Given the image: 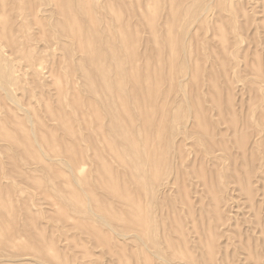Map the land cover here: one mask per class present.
Returning a JSON list of instances; mask_svg holds the SVG:
<instances>
[{"label":"rangeland","instance_id":"obj_1","mask_svg":"<svg viewBox=\"0 0 264 264\" xmlns=\"http://www.w3.org/2000/svg\"><path fill=\"white\" fill-rule=\"evenodd\" d=\"M63 1L65 2V0H6L4 10L0 13V19L3 16L2 21L5 25L0 28V264H264V0H221L222 3L220 0H207L208 2L198 0V3L186 0V6L183 0L177 1V4L182 1L184 4L182 9H185H180L181 6L178 5L179 9L189 13L190 20L195 19V14H201L199 11L202 7L200 9L199 6L200 10L196 9L200 2L201 6L212 2L214 10L212 8L206 15L207 19L205 15L202 17L207 20L203 19V27L200 21L199 25L194 26L195 21H189L187 17H184L187 14H184L182 18L185 22L187 19L189 22L186 23H191L193 26V31L189 30L193 32L194 37H191L192 34L186 29V26L191 28V25L182 23L184 20L180 18L181 16L179 20L178 18L172 20L175 22L177 20L176 24L170 22L175 26L172 27L174 31L172 30L171 34L177 33L176 30L179 33L181 29V34L185 31L191 34L186 36V33L184 35L177 33L181 35L179 37L174 34L177 40L179 39L180 45L184 41L187 43L188 38L191 43L193 42L192 44L188 42L189 45L191 44L190 47L192 45L194 47L192 51L194 53L188 65L186 62L182 65L184 63L182 58L174 56L173 69L176 76L174 75L170 82L167 78L169 70L164 71L167 69H164L166 65L158 64L149 58L145 59L148 61L146 63L145 55L141 57V60L139 53L143 52L142 54L149 56L148 51L151 47L152 52L158 48L163 54L169 50L163 47L162 41L157 46L153 35L148 37L153 33L149 32L151 26L146 22L151 24L152 21L148 17H151L153 8L157 7L156 1L159 4L161 2L160 5L158 4L160 7L156 8L157 15L159 12V15L155 17L157 38L160 41V37L168 35L169 28L165 31L167 28L164 27L170 24L164 22L165 12L167 13L168 5L174 0H168L169 2L165 0V3L164 0H127L128 2L122 0L126 7L121 0V2L95 0L97 4L92 0L94 7L98 6L94 9L98 11L96 16L101 21L98 29H104L106 22L114 28L119 27L121 23L122 28L126 29L125 25L128 22L130 37L133 35L137 37H132L131 40L129 38L127 40L129 42L125 45L123 41L121 42L119 33L115 37L119 40L115 41L116 39L110 38L107 32L106 34L98 32L99 36L96 32L98 40L101 41L103 38L104 42L101 44L103 47L100 46V50L104 51L106 58L104 63L107 62L106 65L110 69L104 78L100 74L97 75L100 65L98 61H95L97 54L94 55L95 59L91 58L95 52H91L92 47L85 44V47H88L86 50L80 42L64 34L67 32L64 31L67 27L64 29L62 25L67 19L62 17L71 13L73 15L84 1L69 0L71 10ZM175 2L174 5L177 7ZM80 9L76 14L79 19L76 18L79 23H83H81L82 29H87L92 26L89 15L87 11L83 12ZM194 10H198L199 13ZM65 11L68 13L65 14ZM114 11L120 13L119 22L113 18ZM104 12L110 19L102 15ZM174 12L177 14L176 8ZM191 13L195 15H192V18ZM179 15L177 14V17ZM130 17H132L131 20ZM102 18L105 19L103 20L105 24ZM197 25L198 29L201 26L200 30L197 29L199 33L195 30ZM124 31L122 36L126 34L128 38V31ZM100 36H102L101 39ZM196 42L203 45L198 48ZM110 47H113L112 52L121 54V63L108 55L111 52ZM195 48L198 49L197 53L201 51L200 55L196 53ZM133 53L139 59L136 58L137 56L134 59L131 55ZM169 53L168 51L164 54V60H167ZM175 55H178V50ZM136 59H138L136 62L139 67L135 66L137 79H130L127 77L131 70L128 64L130 61L135 64ZM115 62L120 63L123 80L127 77L121 86L128 90L132 89L133 94L127 102V108L130 107L128 109L132 110L131 113L138 112V105H140L138 109L146 108L151 102L148 99L149 102L144 104L147 102L144 100L148 97L149 86L153 87L155 83L145 84L142 80L144 72L151 74L155 71L152 69H158V67L164 69L162 78L160 77L163 79L160 84L163 81V85L161 84L159 88L165 91L167 84L170 90L167 89L168 95L167 91L165 94L160 90L163 96L159 92V97L154 102L157 101L161 106L165 103V109L169 108L167 111L170 114L167 112V118L173 119L178 130L176 131L174 124V127L172 126L173 122L171 123L172 120L169 118L171 120L170 128L167 127L170 133L169 138L171 139L172 134H176L175 137L172 135V140L167 143L175 141L180 144L177 145L182 150L179 152L176 150L178 146L175 142L171 145L173 149L169 144H164L169 139L165 137L169 135L168 130L165 129L166 134L163 133L164 139L162 137L160 142L162 151L164 149L162 155L166 153L171 158L176 156V160L178 158L181 163L177 160L178 166L176 160H173L174 157L172 160L175 163H168L172 160L167 159L170 156L165 155L168 166L163 167L164 171L162 168L163 173L161 171L158 180L150 177L151 170L146 165H141L142 163L140 165L143 167L135 165L142 160L137 159L136 154L130 158L133 154L129 152L127 155V148L121 146L123 144L118 143L114 137L118 132L116 124L112 122L115 117L113 115L119 113L121 108L124 112V108L118 103L117 109L113 104H109L113 97L111 98V95L110 98L109 95L105 97V92L102 93V98L100 94L103 91L100 87L103 80L116 79ZM125 66L128 69L125 70ZM186 67L190 71H186ZM140 68L142 71L145 68V71L141 73ZM179 70H185L184 73H187H182L188 76L184 77ZM164 74L166 79L163 77ZM109 75L111 78L108 77ZM88 77H92L90 81ZM181 78H183L182 88L177 83ZM182 89L183 92H181ZM92 91L98 92L93 95ZM161 96L160 100H163L160 102L158 98ZM91 98L96 99L91 100ZM94 101L95 104L92 105ZM86 103L93 108L96 107L94 109L98 110L97 113L92 110V107H86ZM99 103L103 106L101 107ZM158 103L153 105L160 108ZM83 107H86L88 111ZM99 107L102 110L106 108L104 110L107 111L105 114L108 117L102 113L104 110L100 111ZM90 110L94 111L99 119L98 115L101 114V125L98 119L96 121L99 122L95 121V116ZM83 111L87 114L90 112L93 120L90 119L91 122L88 123L92 126L86 123L90 115ZM196 111H202L201 114L198 113L202 116L199 117L201 120L197 119ZM187 112L192 114L189 115ZM123 115L126 121V114ZM135 115L138 114L134 116L131 114L135 122L132 121L128 125H131V130L127 128L128 123L123 121L127 123L124 125L131 131V135L136 132V129L137 134L138 128L142 131V123H139L141 118L138 120L139 116ZM178 120H180L179 123ZM193 120L196 122L194 123ZM197 122H199L198 125ZM182 126H185L189 132V135H183L185 140L182 134L177 135ZM2 131L6 132L3 138H1ZM144 132L142 131V137L145 135ZM102 133L104 135H100ZM103 136H106L108 141ZM180 136L181 139H179ZM174 138L176 140H173ZM107 142L111 144L108 145ZM113 143L120 146L115 148H121L122 152L121 149L113 148ZM107 145L111 146L110 152ZM112 152L126 154H120L117 157L122 160L125 156L124 164L122 161L118 162ZM177 152L179 155L176 154ZM180 152L182 156L184 155L183 157ZM164 164L165 162L162 165ZM170 166L171 168H168ZM142 173L143 177L140 175ZM140 201H142L141 204H139ZM137 204L142 205V208L136 207ZM136 214L148 215V217L150 214L153 220L150 229L149 227L147 229L148 235L144 234L146 238L141 235L143 240H139L136 236L142 228L140 224H136L138 222V219L134 218ZM115 217H117L116 220ZM122 232L125 234L123 235ZM41 249L42 254L39 252ZM157 251L158 254L162 253V256L164 254L169 261L164 256H158Z\"/></svg>","mask_w":264,"mask_h":264},{"label":"bare ground","instance_id":"obj_2","mask_svg":"<svg viewBox=\"0 0 264 264\" xmlns=\"http://www.w3.org/2000/svg\"><path fill=\"white\" fill-rule=\"evenodd\" d=\"M79 1H84L83 3H82V6H80L79 8H78V10L80 9L81 11L83 10V12H84V10H85V12L87 11V13H88V15H89V18H90V23L92 24V26H90L89 28H87V29H82V25H81V23H79L78 22V20H77V18L79 17V16H77L76 14H77V12H78V10H77V12H74V14L73 15H71L72 13L70 12V6H71V3H70V1L69 0H65V2H64V4H67L66 6H69V8L68 9H70L69 10V13H71V14H66V13H68L67 11H68V9H67V11H65L64 13L66 14V16H64V17H62L63 19H67V20H63L64 22H63V27H64V29H66V27H67V30H64L66 33H64V34H67V35H69V36H71V37H73L77 42H80V44L83 46V47H85V44H87V45H89L90 46V48L92 47V56H91V58L92 59H95L94 58V55L95 54H97L95 57L97 58V60H95L96 62L98 61V63H99V65H100V67H99V71H98V73H97V75H99L100 74V76L102 77L103 76V78L104 77H106V75L108 74V71L110 70L108 67H107V65H106V63H104L105 62V56H104V51H102V50H100V46H102L101 44L104 42L102 39H101V37L102 36H100V39H101V41L100 40H98L99 39V37L97 38V36H96V34L98 33V32H100V33H103L104 32V34H106V32H107V34L110 36V38H115L116 37V35L119 33V35H120V40H121V42L123 41L124 43H125V45L127 44V42H129V41H127V40H129V38H130V40H131V38L132 37H134V36H136V35H133V33H131L132 35V37H130V30L128 31V29L130 28V25L128 24V22H127V20H125L126 22H127V24L125 25V27H127L126 29H124V28H122V25H121V23H119L120 24V26L119 27H117V28H114V27H112L111 26V24L109 25V24H107V22H106V24L103 22V20H105L104 18H102V22L105 24V27H104V29H98V25H99V23H101V21H100V19H99V17H97L98 16V11L97 10H95L94 11V9H96L94 6V1H92V0H78V2ZM120 1V0H119ZM122 1V0H121ZM120 1V2H121ZM123 1H125V0H123ZM122 1V3H124ZM161 1V0H160ZM167 2H169L168 0H166ZM170 1H172V0H170ZM174 1H176L175 2V4L177 5V7L174 5ZM172 3L170 2V4L169 5H171L170 7L171 8H173V10L169 7V5H168V11H167V13L165 12V18H164V22H165V24L166 23H168V24H170V22L172 21V20H175V18H178V20H179V17L182 19V20H184L183 18L184 17H187V19H188V17L190 18V15H189V13H187V12H184V11H182L183 9H185V8H183L182 9V6L185 4V1L186 0H183L184 2V4L182 3V1L180 2V4L178 3L177 4V1L179 2L180 0H174ZM190 1V0H189ZM194 2H197L198 3V0L196 1V0H193ZM126 2H128L127 0H126ZM154 1H152V3H153ZM188 2V1H187ZM206 2H208L207 0H206ZM220 2H221V0H220ZM95 3H96V1H95ZM110 3V2H109ZM164 3H165V0H164ZM182 3V4H181ZM202 3H204V1L202 2ZM222 3V2H221ZM5 4H6V0H0V13H2V11L4 10V6H5ZM74 4V3H73ZM97 4V3H96ZM159 3H157V1H156V5H157V7L156 8H158V6L161 4V2H160V4L158 5ZM166 4H168V3H166ZM165 4V6H167ZM187 4V3H186ZM186 4H185V6H186ZM211 4H213L212 2H210V3H208V4H204L203 6H201L202 4H201V2H200V4L197 6V8L196 9H198V10H200L201 9V7H202V9H201V11H199V12H201V14L198 12V10H194V11H197L199 14H195L196 15V17H197V15H199L197 18L195 17V19L193 20V16H195V15H193V13H191V20L190 19H188L189 21H191V22H194L195 21V25L194 26H196V24H198L199 23V21L201 22V26H202V21H203V19L204 18H202L204 15H205V17H206V15H208V13L212 10V6L213 5H211ZM106 5H107V2H106ZM119 5V4H118ZM121 5V4H120ZM124 5H125V7H126V4L124 3ZM155 5V6H156ZM172 5H173V7H172ZM181 6V8L179 7V6ZM66 6H65V8H66ZM108 6V5H107ZM153 6V5H152ZM164 6V7H165ZM174 6H175V8H176V11H177V14L179 15V13H180V15L177 17V14H176V12H174V10H175V8H174ZM199 6H200V9H199ZM64 7V6H63ZM76 7V6H75ZM78 7V6H77ZM160 7V6H159ZM214 7H215V5H214ZM152 8V7H151ZM156 8H153V10H152V15H151V17H152V19H151V17H148V15L146 14V16L148 17V19H150V21H152L151 22V24L150 23H147L148 21H147V19H146V24H149L151 27H150V29L149 28H147V30L149 29L150 31V33H151V31H152V33L153 34H150V33H148V31H147V33H148V37H152V35H153V38H154V41H155V43H156V45L158 44V43H161V41H162V43H163V47H166L167 49H169V50H167L166 52L168 53V51L170 52L169 53V56H168V58H167V60L165 59L164 60V54L166 53H164L163 54V52L161 51V49H158V48H156L157 46H155V48L157 49V51H156V49L154 50V52H152L151 50H152V47L150 48V50L148 51L150 54H148V52H147V54L149 55V56H146V54H142V53H139V54H141V56L139 57V58H141L143 55H145V57H144V61H146V63H148V61L147 60H145V59H147V58H149V60H153V61H155V62H157L158 64L159 63H162L161 65H166L165 67H164V69L165 68H167L166 70H164L163 68H161V67H158V69H152V70H155L154 71V73H149V74H146L145 72H144V77H143V81L145 82V84L147 83L148 85H150V84H152V83H155V85L152 87L151 85L149 86V91L147 92V93H149V94H147L148 95V97H147V99H145L144 101H147L146 103H144L143 101V103L144 104H147L149 101H151V102H149V104H147V106H146V108H140V109H138L139 107H140V105H138V108H137V113H131L130 111H132V110H129L128 108H130L129 106H128V108H127V102H128V99L131 97V95L133 94L132 93V89L131 90H128L127 88H124L123 86H121V84L123 83V81L125 82L126 81V79H127V77H129L130 79H132V78H135V79H137L136 78V70H137V68L136 67H138V63L136 62L139 58H138V56L135 54V53H133V54H131L132 55V57L135 59V57L136 58H138V59H136V60H134L135 61V64L133 63V62H131L130 61V63L128 64V65H130V74L128 73V75L129 76H127L126 78H125V80H123L124 78H123V76H122V72H123V70L121 69V66H120V63H121V60H122V57H121V54L119 55V54H117L116 52L114 53V52H112V48H111V52L110 53H108V55L111 57V58H113V59H116V61H119V62H115L116 63V65H117V67L115 68V65H114V63H113V65H114V68L115 69H117V71H114V73H116V75H117V77H116V79H112L111 77H110V75L108 76V77H110L111 79L110 80H103V84H101L102 86H103V88H102V86L100 87L101 89H102V91L103 92H101V94H100V90H99V88H98V90H99V94L101 95V97H102V93H104V94H106V96L105 97H107V95H109V98H110V95H111V98L113 97V99H110V102H108L109 104H113V106L114 107H116V105H118V104H120L123 108H124V112H123V110H122V108H121V106L119 107V108H121L120 109V112L119 113H116L115 115H113V117H114V121H113V119H112V122H114L116 125L115 126H117V136H114L117 140V142L119 143H121V144H123V145H121V146H124V147H126L127 148V150H128V152L126 153L127 155H128V153L129 152H131V153H129V154H133L132 156H130V158L131 157H134V155L136 154V156H138L137 157V159H141L142 161L141 162H138V164L136 163L135 165H140L141 163V165H146L150 170H151V175L152 176H150L151 178H153L154 180H158V176L160 177V173H161V171H162V168L163 167H167L168 166V164L166 163L168 160L167 159H171L172 160V158L174 157H176V156H173L172 158H171V156L170 155H167L166 153H164L163 155H162V152L164 151V149H163V151H162V148L160 147V142H162L161 141V139H162V137L164 136V134H166L164 131H165V129H169L170 127V121H171V123H172V126L174 127V125H175V123H174V121H173V119H171L170 117V119L169 118H167V110L169 109H165V103L164 104H162V106H161V104L160 103H158L157 101H155L154 102V100H157L156 98L157 97H159L158 96V93L160 92V88L159 87H161L160 85L162 84L163 85V81H162V83L160 84V81L161 80H163V79H161L162 77V74H163V70L166 72L167 70H169V72H168V76H167V78H169V82L171 81V80H173V78H174V75L176 76V73H175V71H174V69H173V65H174V61H173V59H174V56H175V58H177L178 56H180L179 58L181 59L182 58V60L184 61V63L182 64V65H184L185 64V62L187 63V65H188V61H190V59H191V56H192V54L194 53H192V51H193V49H194V47H193V45H192V47H190V45L193 43H191V41H189L190 39H188L187 38V40H188V42L189 43H191L190 45H189V43L187 44L185 41L184 42H182V44L180 45V43H179V39L177 40V36L179 37V36H181V35H184L185 33H186V31H185V33L184 34H181L182 32V29H181V31L179 30V33L181 34V35H178L179 33H178V31L176 30V32L178 33H175L174 32V34H176L177 36H175L174 34H171V33H173V31H174V25L173 24H176L177 23V20H176V22L175 21H172V22H175V23H173V24H170L171 25V27H170V25H166L164 28H167L165 31H167L168 30V28H169V32H168V35H165L164 37H160V41H159V39L157 38L158 36H157V26H156V24H155V17L156 16H158L159 15V12H158V15L156 14ZM166 8V9H167ZM182 9V10H180V9ZM195 8V7H194ZM61 9H62V7H61ZM77 8H75V10H76ZM109 10H110V8H108ZM127 9H129V7L127 6ZM180 10V12H178L179 10ZM64 10H66V9H64ZM74 10V9H73ZM74 10V11H75ZM150 11H151V9H149ZM159 10H160V8H159ZM172 10V11H171ZM188 10V9H187ZM213 10H214V8H213ZM61 11V10H60ZM97 11V12H96ZM183 14H182V13ZM110 13V12H109ZM82 14V13H81ZM96 14H97V16H96ZM101 14V11H100V13H99V15ZM129 13L127 12V15H128ZM134 14V13H133ZM132 14V15H133ZM136 14V13H135ZM184 14H187L186 16H184ZM79 15V14H78ZM102 15L104 16V15H106L105 14V12L104 13H102ZM164 15V14H163ZM193 15V16H192ZM113 18L117 21V22H119L120 21V13L118 12V11H114V14H113ZM129 16V15H128ZM142 17H143V15H141ZM184 16V17H183ZM3 17V16H2ZM2 17H1V19H0V28L1 27H3V25H4V23H3V21L2 20H4V19H2ZM77 17V18H76ZM85 17V16H84ZM104 17H108L107 15L106 16H104ZM164 17V16H163ZM183 17V18H182ZM101 18V17H100ZM109 18V17H108ZM131 18L132 17H130V20H131ZM79 19V18H78ZM88 19V18H87ZM99 20V22H98V20ZM107 19V18H106ZM110 19V18H109ZM109 19H107V21L109 20ZM186 19V22H189L188 20ZM202 19V20H201ZM206 19H207V17H206ZM206 19H204V20H206ZM193 20V21H192ZM67 21V22H66ZM110 21V20H109ZM108 21V22H109ZM115 21V22H116ZM124 21V22H125ZM181 21V20H180ZM207 21V20H206ZM206 21H204V23L206 24ZM66 22V23H65ZM87 22V21H86ZM89 22V21H88ZM171 22V23H172ZM185 22V20L182 22V23H184ZM185 22V23H186ZM2 23V24H1ZM65 23V24H64ZM110 23H111V21H110ZM184 23V24H185ZM203 23V25H205ZM80 24V25H79ZM83 24V23H82ZM163 24V23H162ZM188 23H186V25H187ZM115 26H116V24H114ZM113 25V26H114ZM118 25V24H117ZM132 25V24H131ZM180 25V24H179ZM186 25H184V27L186 26ZM189 25H191V28H189L190 26ZM199 25V24H198ZM198 25H197V27L195 28V30L197 31V29H198ZM5 26V25H4ZM100 26V25H99ZM102 26H103V24H102ZM136 26V25H135ZM148 26V25H147ZM158 26H159V23H158ZM161 26H163V25H161ZM169 26V27H168ZM177 26H178V24H177ZM181 26V25H180ZM188 28H187V26H186V29H187V31L190 29H192V24L190 23V24H188ZM201 26H199L200 28H201ZM206 26H207V24H206ZM206 26H205V28H206ZM160 27V26H159ZM173 27V28H172ZM203 27V26H202ZM230 27V26H229ZM152 28V29H151ZM161 28V27H160ZM172 28V29H171ZM183 28V27H182ZM200 28L198 29V30H200ZM127 30L128 31V34H129V36H128V38H127V36H126V34H124L125 36H122V34H123V31L124 30ZM162 29V28H161ZM176 29V28H175ZM177 29H178V27H177ZM87 30V31H86ZM163 30V31H164ZM173 30V31H172ZM185 30V28L183 29V31ZM190 30L188 31V32H190ZM61 31H62V29H61ZM162 31V32H163ZM191 31H193V29L191 30ZM86 32H87V34H86ZM97 32V33H96ZM125 32V31H124ZM160 32V31H159ZM198 32V31H197ZM164 33H167V32H164ZM191 33V32H190ZM199 33V32H198ZM137 34V33H136ZM192 34V35H191ZM190 35H191V37L193 36V32L191 33ZM225 34V33H224ZM186 36L187 35H189L188 33H186L185 34ZM189 35V36H190ZM197 34H195V36H196ZM98 36H99V33H98ZM106 36V35H105ZM159 36H161V34L159 33ZM186 36H182L183 38H185ZM222 36V35H221ZM194 37V36H193ZM226 37V36H225ZM134 38H137V37H134ZM139 38V37H138ZM190 38V37H189ZM60 39V38H59ZM105 39V38H104ZM116 39V40H115ZM114 40L115 41H117V40H119V39H117V38H115ZM181 40H183L182 38H180ZM223 39H225V38H223ZM106 40V39H105ZM108 40V39H107ZM148 40V39H147ZM149 40H150V38H149ZM180 40V41H181ZM205 40V39H204ZM11 41H12V39H11ZM111 41V40H110ZM153 41V42H154ZM197 41H199V40H197ZM205 41H207V39L205 40ZM17 42V41H16ZM106 43H107V41H105ZM135 42V41H134ZM139 42V41H138ZM201 42V41H200ZM15 43V40L13 41V44ZM111 43V42H110ZM155 43L153 44V45H155ZM197 44L199 43V42H196ZM205 43V42H204ZM149 44H150V42H149ZM151 44H152V42H151ZM207 44V43H206ZM15 45V44H14ZM148 45V44H147ZM162 45V44H161ZM203 45V44H202ZM201 44L199 45L198 44V48H200L201 46H202ZM16 46H18V42L16 43ZM77 46V45H76ZM112 46V45H111ZM121 46V45H120ZM150 46V45H149ZM148 46V47H149ZM205 46H208V45H205ZM95 47H96V49H95ZM103 47V46H102ZM209 47V46H208ZM79 48V47H78ZM88 48V47H87ZM87 48L85 47V49L87 50ZM106 48V47H105ZM204 48V47H203ZM207 47H205V49H206ZM125 49V48H124ZM78 50H80V49H78ZM82 50V49H81ZM122 50V49H121ZM148 50V49H147ZM178 50V55H175L176 54V51ZM195 50H196V53H197V50L198 49H196L195 48ZM202 51H203V49H201ZM207 50V49H206ZM205 50V51H206ZM88 51H90V49H88ZM110 51V50H109ZM113 51H114V49H113ZM125 51H126V49H125ZM146 51V50H145ZM144 51V52H145ZM151 51V52H150ZM164 51V50H163ZM119 52H120V49H119ZM199 53H197V54H199L200 55V50L198 51ZM88 53V52H87ZM121 53H123V52H121ZM127 53V52H126ZM146 53V52H145ZM151 53H153V54H151ZM225 53V52H224ZM128 54V53H127ZM27 55V54H26ZM171 55V56H170ZM195 55V54H194ZM198 55V56H199ZM206 55L208 56V54L206 53ZM177 56V57H176ZM206 56V57H207ZM228 56V55H227ZM30 57V56H29ZM89 57H90V55H89ZM127 57H129V56H127ZM167 57V56H166ZM211 57V56H210ZM130 58V57H129ZM129 58H127V59H129ZM201 58V57H200ZM194 59V58H193ZM197 59H199V58H197ZM108 60V59H107ZM133 60V59H132ZM141 60H142V58H141ZM176 60V59H175ZM201 60V59H200ZM128 61V60H127ZM166 61V62H165ZM151 62V61H150ZM155 62H153L154 64H156ZM88 63V62H87ZM110 63V62H109ZM137 63V64H136ZM152 63V62H151ZM152 63V64H153ZM177 63H178V61H177ZM179 63H180V61H179ZM191 63V62H190ZM189 63V64H190ZM199 63V62H198ZM197 63V64H198ZM85 64V63H84ZM176 64V63H175ZM79 65V64H78ZM88 66V65H87ZM136 66V67H135ZM153 66V65H152ZM151 66V67H152ZM154 66H156V65H154ZM158 66V65H157ZM200 66V65H199ZM110 67V66H109ZM126 67V66H125ZM181 67V66H180ZM84 68V67H83ZM122 68H124V67H122ZM139 68V67H138ZM196 68H198V66L196 67ZM126 69H128L127 67L125 68V70ZM149 69H151V68H149ZM180 69H182V68H180ZM186 69V71H188L189 70V68H188V70H187V67L185 68ZM200 69H201V66H200ZM199 69V70H200ZM125 70H124V72H125ZM140 70H141V68H140ZM198 70V71H199ZM93 71V70H92ZM142 71V70H141ZM140 71V72H141ZM143 71H145V68L143 69ZM143 71L141 72V73H143ZM146 71H148V70H146ZM179 71H181V70H179ZM185 71V70H184ZM184 71L182 70L181 71V74H183L184 73ZM190 71V70H189ZM94 72V71H93ZM183 72V73H182ZM180 72H178V74H179ZM187 72H185L184 74H186ZM90 74V73H89ZM88 74V75H89ZM166 74V73H165ZM163 75V77H165V79H166V75ZM183 74V76L184 77H187L188 75H184ZM188 74H190V73H188ZM194 74V73H193ZM95 75V74H94ZM126 75V74H125ZM143 75V74H142ZM141 75V76H142ZM92 76V75H91ZM191 76H192V73H191ZM195 77H196V75H194ZM199 76V75H198ZM93 77V79H94V76H92ZM92 77H90V78H92ZM97 77V79H98V76H96ZM96 77H95V80H96ZM138 77V76H137ZM161 77V78H160ZM177 77H179V75L177 76ZM181 77H182V75H181ZM190 77V76H189ZM89 77H88V80L90 79ZM129 78H128V80H129ZM176 78V77H175ZM197 78V77H196ZM100 79V78H99ZM199 80V79H198ZM90 81V80H89ZM151 81H153V82H151ZM167 81V82H168ZM95 82V81H94ZM140 82V81H139ZM143 82V83H144ZM182 82H183V78H181V79H179L178 80V85L180 86V88H182L181 86V84H182ZM97 84V83H96ZM124 84V83H123ZM170 85H171V83H169ZM136 85V84H135ZM134 85V86H135ZM140 85V84H139ZM97 86H98V84H97ZM97 86H95L96 87V89H97ZM162 87H164V86H162ZM94 88V87H93ZM138 88V87H137ZM137 88H136V90H137ZM148 88V87H147ZM177 88H179V87H177ZM89 89V88H88ZM95 89V88H94ZM94 89H92V90H94ZM129 89H130V87H129ZM165 91H167V89H169V87H167V84H166V86H165ZM145 90H147V89H145ZM164 89L162 88V90L161 91H163ZM170 90V89H169ZM168 90V91H169ZM88 91V90H87ZM140 91V90H139ZM165 91H163L164 93H165ZM168 91H167V95H168ZM178 91V90H177ZM93 92V91H92ZM98 92V91H97ZM97 92H93V95H95ZM137 92V91H136ZM179 92H180V90H179ZM181 92H183V89H182V91ZM180 92V93H181ZM90 93V92H89ZM135 93V92H134ZM137 93H139V92H137ZM136 93V94H137ZM161 94L160 95H162L163 96V94H162V92H160ZM142 94V93H141ZM166 94V93H165ZM100 95H99V99H100ZM138 95V94H137ZM167 95H165V96H167ZM170 95V94H169ZM162 96L160 97V98H158L159 100L162 98ZM91 97V96H90ZM94 97V96H93ZM96 97V96H95ZM133 97L135 98V96L133 95ZM103 98V97H102ZM108 98V99H109ZM138 98H139V96H138ZM94 99H96V98H94ZM94 99H92L91 98V100H94ZM148 99H149V101H148ZM167 99H169L168 97H167ZM104 100H106L105 98H104ZM111 100H112V103H111ZM137 100V99H136ZM141 100V99H140ZM163 100V99H162ZM162 100H160V102L162 101ZM172 100V99H171ZM200 100V99H199ZM102 101H103V99H102ZM101 101V102H102ZM108 101V100H107ZM152 101H153V103L154 104H156V103H158V105L160 104V108L158 107H155L154 105H153V103H152ZM173 101V100H172ZM184 101V100H183ZM201 101V100H200ZM97 102V101H96ZM179 102V101H178ZM186 102V101H185ZM98 103V102H97ZM118 103V104H117ZM142 103V104H143ZM183 103V102H182ZM202 103V102H201ZM85 104V103H84ZM91 104V103H90ZM95 104V101H94V103L92 104V105H94ZM99 104H101V103H99ZM143 104V105H144ZM151 104H152V106H151ZM190 104H192V103H190ZM189 104V105H190ZM97 105V104H96ZM106 105H107V102H106ZM149 105V106H148ZM157 105V104H156ZM188 105V104H187ZM186 105V106H187ZM87 106H89V104L87 105V103H86V107ZM101 107L103 106L102 104L100 105ZM110 106V105H109ZM132 106V105H131ZM134 106V105H133ZM151 106V107H150ZM184 106V105H183ZM182 106V107H183ZM86 107H83L84 108V110H86V111H88V109L86 108ZM89 107H92L91 105L89 106ZM101 107H99L100 109H101ZM106 108H107V106H105ZM118 107V106H117ZM117 107H116V109H117ZM188 107V106H187ZM86 108V109H85ZM94 108H96V107H94ZM93 107H92V110H94V111H96L95 109H94ZM106 108H104V109H106ZM185 108V107H184ZM191 108H192V105H191ZM91 109V108H90ZM103 109V110H104ZM131 109H133V108H131ZM171 109V108H170ZM194 109V108H193ZM197 109V108H196ZM199 109H201V108H199ZM102 109L100 110V111H103ZM106 110H108V108L106 109ZM106 110H104L102 113H106L107 114V111ZM110 110V109H109ZM122 110V111H121ZM134 110V109H133ZM189 110V109H188ZM94 111L93 112H91V110H90V112H91V114H93L94 116H95V114L97 113V111H96V113L94 114ZM119 110H117V112H118ZM186 111V110H185ZM83 112H85V111H83ZM90 112H88V114L90 113ZM113 112V111H112ZM171 112V111H170ZM204 112V111H203ZM86 114H87V112H85ZM101 112H99V114H100ZM110 111H109V115H110ZM126 114L125 116H126V119L128 120H126V121H124V115L123 114ZM133 114V116H134V114H138V115H135L136 117L137 116H139V117H137L138 118V120L140 119L141 120V122H139V121H136V122H139V123H142L141 125H142V131H145L144 132V136L142 137V131L138 128V133L136 134V132H137V129H136V132L135 133H133L132 135H131V129H130V127H131V125L130 126H128L129 124H131V122L133 121L132 120V118L133 117H131V114ZM157 113V114H156ZM169 113V112H168ZM173 113V112H172ZM189 115L190 114H192V113H189V112H187ZM196 113L198 114V113H202V111L200 112V111H196ZM87 114V115H88ZM105 114V115H106ZM170 114V113H169ZM179 114V113H178ZM186 114V113H185ZM90 115V114H89ZM93 115H92V117H93ZM97 115V114H96ZM101 115V114H100ZM100 115H98L99 117H100V119L99 118H97L96 116L94 117L95 118V121H96V119H98L99 121L102 119V116H100ZM112 115V114H111ZM110 115V116H111ZM182 115H184V114H182ZM196 115V114H195ZM195 115H194V117H195ZM169 116V115H168ZM173 116V115H172ZM185 116V115H184ZM192 116V115H191ZM106 117H108V115H106ZM179 117V116H178ZM193 117V118H194ZM199 117H202L201 115L199 116V114H198V116H197V119L199 118ZM110 119H111V117H109ZM135 118V117H134ZM180 118V117H179ZM246 118V117H245ZM93 120V118H91V115H90V117H89V119H87V122L86 123H88V122H91V121H89V120ZM109 119V123H111V120ZM186 119V118H185ZM200 119V118H199ZM203 119V118H202ZM247 119V118H246ZM262 119V118H261ZM97 120V121H98ZM135 120H137V119H135ZM183 120V119H182ZM201 120V119H200ZM199 120V121H200ZM206 120V119H205ZM96 121V122H97ZM98 121V122H99ZM102 121V120H101ZM101 121H100V124L99 123H97V124H99V125H101ZM127 122L126 124H127V128L128 129H130V130H128L127 128H126V124L124 123V122ZM179 121L180 120H178V123H179ZM184 121V120H183ZM183 121H181V124L183 125ZM194 121V120H193ZM203 121V120H202ZM235 121V120H234ZM133 122H135V121H133ZM175 122H177V121H175ZM196 121H194V123H195ZM207 122V121H206ZM205 122V123H206ZM257 122V121H256ZM201 123V122H200ZM208 123V122H207ZM253 123V122H252ZM89 124V123H88ZM125 124V125H124ZM174 124V125H173ZM177 124V123H176ZM188 124V123H187ZM186 124V125H187ZM199 124V122H197V125ZM202 124H203V122H202ZM247 124V123H246ZM262 124H263V122H262ZM90 125V124H89ZM114 125V124H113ZM139 125V124H138ZM137 125V126H138ZM140 125V126H141ZM179 125V124H178ZM191 125V124H190ZM201 125V124H200ZM207 125V124H206ZM206 125H205V127H206ZM249 125V124H248ZM90 126H92V125H90ZM89 126V127H90ZM134 126H135V124H134ZM136 126V127H137ZM139 126V127H140ZM171 126V127H172ZM176 127L175 128H177L176 129V131L178 130V127H177V125H175ZM204 126V125H203ZM234 126V125H233ZM247 126V125H246ZM100 127V126H99ZM103 127V126H102ZM102 127H100V128H102ZM112 127V126H111ZM167 127H169V128H167ZM249 127V126H248ZM259 127H261V126H259ZM264 127V126H263ZM100 128H99V130H100ZM104 128V127H103ZM109 128V127H108ZM112 128H114V127H112ZM111 128V129H112ZM189 127H188V125H187V129H188ZM211 128V127H210ZM237 128V127H236ZM94 129V128H93ZM97 129V128H96ZM111 129H108V130H111ZM259 129V128H258ZM102 130V129H101ZM107 130V129H106ZM106 130H105V132H106ZM107 130V131H108ZM113 131H114V129H112ZM132 130L134 131V128L132 127ZM173 130V129H172ZM189 130V129H188ZM188 130H186L185 129V126L183 127L182 126V129H180L179 130V132H177V135L179 136V135H181L182 134V138L184 139V136L186 135V134H188L189 135V132H187ZM191 130V129H190ZM235 130V129H234ZM1 131V130H0ZM70 131H71V129H70ZM236 131V130H235ZM234 131V132H235ZM257 131V130H256ZM96 132V131H95ZM194 132V131H193ZM259 132V131H258ZM261 132V131H260ZM4 133H6L5 131L3 132L2 131V133L1 134H3L2 135V137L1 138H3V136H4ZM97 133V132H96ZM100 132H98V134H99ZM113 133V132H112ZM164 133V134H163ZM168 133H169V130H168ZM175 133V132H174ZM192 132L190 131V134H191ZM212 133V132H211ZM114 134V133H113ZM176 134V133H175ZM174 134V135H175ZM6 135V134H5ZM100 135H104L103 133L102 134H100ZM107 135H108V133H107ZM106 135V136H107ZM114 135H116V134H114ZM139 135V136H138ZM173 135V134H172ZM172 135H171V139L169 138V136H170V133H169V135L167 134V136H165L166 137V139L167 138H169V139H167L166 140V142L164 143V144H169L170 146L171 145H174V142L173 143H167V141L169 142L170 140H172ZM173 135V137H175ZM176 135V136H177ZM184 135V136H183ZM187 135V136H188ZM7 136V135H6ZM106 136H103L104 138L106 137ZM112 136V135H111ZM7 137H9V136H7ZM102 137V138H103ZM10 138V137H9ZM113 138V137H112ZM163 139H164V137H163ZM179 139H181V136H180V138ZM106 140H107V137H106ZM110 140H112V139H110ZM114 140V139H113ZM112 140V141H113ZM173 140H176L175 138L173 139ZM185 140V139H184ZM206 140V139H205ZM235 140H237V139H235ZM108 141V140H107ZM165 141V140H164ZM28 142V141H27ZM182 142V141H181ZM109 143V144H108ZM115 143V142H114ZM113 143V144H114ZM176 143V142H175ZM244 143H245V141H244ZM30 144V143H29ZM107 144L108 145H110L111 143L110 142H107ZM116 144V143H115ZM114 144V147L113 148H115V146H118V145H115ZM180 145L179 143H176L175 145ZM246 144V143H245ZM107 145V146H108ZM177 145V146H178ZM167 146V145H166ZM165 146V147H166ZM176 146V147H177ZM244 146V145H243ZM246 146V145H245ZM244 146V147H245ZM109 147V149H108V152H110L109 150L111 149L110 147L111 146H108ZM118 147H120V146H118ZM162 147H164V146H162ZM228 147V146H227ZM112 148V150H114ZM167 148V147H166ZM171 148L173 149V146H171ZM177 148H180V149H177ZM176 148V150H178V152H179V150H182L181 149V147L180 146H178ZM116 150H120L121 148H115ZM207 149V148H206ZM221 149V148H220ZM244 149V148H243ZM124 151H126L125 149H123ZM166 150V149H165ZM167 150H168V148H167ZM175 150V149H174ZM253 150V149H252ZM115 151V150H114ZM124 151H123V153H124ZM170 151V150H169ZM173 150H171V152H172ZM209 151V150H208ZM227 151V150H226ZM117 152V151H116ZM116 152H112L114 155H115V159H118V162L119 161H122V163L124 164V162H123V160L125 159V156L124 157H122V160H120L119 158H117V157H119V155L121 154V152H122V149H121V152L120 153H118V154H116ZM166 152V151H165ZM171 152H167V153H169V154H171ZM176 153V154H178L179 155V153ZM183 152V151H182ZM112 153H110V155H112ZM121 154V155H126V154ZM174 153V152H173ZM185 153V152H184ZM254 154V153H253ZM113 155V156H114ZM118 155V156H117ZM170 156V157H167V159H165L166 158V156ZM172 155H174V154H172ZM177 155V156H178ZM180 155L182 156V154H181V152H180ZM209 155V154H208ZM250 155V154H249ZM180 156V160H182L183 158V156L181 157ZM258 156V155H257ZM164 157V158H163ZM179 157V156H178ZM124 158V159H123ZM212 158V157H211ZM128 159H129V157H128ZM126 160V159H125ZM124 160V161H125ZM134 160H135V158H134ZM165 160V161H164ZM173 160H176V158L175 159H173ZM168 161V163L169 162H173V164L175 163L174 161ZM177 160H178V158H177ZM177 160H176V163H177ZM128 161V160H127ZM129 161H130V159H129ZM136 161V160H135ZM163 162H165V164H164V166L162 165L163 164ZM178 162H179V160H178ZM122 163H120L121 165H122ZM126 163V162H125ZM132 163V162H131ZM134 163V162H133ZM179 163H181V162H179ZM70 164H71V162H70ZM128 164V163H127ZM167 164V165H166ZM178 164V163H177ZM177 164H176V166H177ZM133 166H134V164H132ZM131 165V166H132ZM139 166V167H143V166ZM166 165V166H165ZM170 165V164H169ZM178 166H179V164H178ZM130 167V166H129ZM139 167H137V168H139ZM130 168H132V167H130ZM168 168H171V166L170 167H168ZM175 168V167H174ZM173 168V169H174ZM235 168V167H234ZM259 168V167H258ZM128 169V168H127ZM132 169H134V168H132ZM178 169V168H177ZM149 170V171H150ZM166 170V169H165ZM171 170V169H170ZM174 170H176V169H174ZM179 171H180V169H178ZM133 171V170H132ZM145 171V170H144ZM148 171V172H149ZM163 171H164V168H163ZM163 171H162V173H163ZM246 171V170H245ZM111 172V171H110ZM173 172V171H172ZM246 172H248V171H246ZM107 173V172H106ZM140 173H141V170H140ZM144 173V172H143ZM143 173L142 174H140L141 176L143 175ZM145 173H147V172H145ZM150 173V172H149ZM148 173V174H149ZM256 173V172H255ZM109 174V173H108ZM133 174V173H132ZM248 174H249V172H248ZM248 174H246L247 175V177H248ZM146 175V174H145ZM216 175V174H215ZM134 176V175H133ZM135 176H136V174H135ZM138 177H140L139 175H137ZM106 177V176H105ZM111 177V176H110ZM143 177V176H142ZM246 177V176H245ZM135 178H137V177H135ZM239 178V177H238ZM249 178V177H248ZM115 179V178H114ZM118 179V178H117ZM134 179V178H133ZM139 179V178H138ZM140 179H143V178H141L140 177ZM144 179H146V178H144ZM161 179H162V177H161ZM132 179H130V181H131ZM148 180H150V179H148ZM114 181V180H113ZM112 181V182H113ZM137 181V180H136ZM142 182L144 181V180H141ZM141 181H139V182H141ZM151 181V180H150ZM159 182V181H158ZM248 182H249V179H248ZM135 183H137V182H135ZM111 184V183H110ZM118 184V183H117ZM121 184V183H120ZM119 184V185H120ZM140 184H142V183H140ZM139 184V185H140ZM145 184V183H144ZM109 185V184H108ZM119 185H117V186H119ZM139 185H138V187H139ZM146 185V184H145ZM144 185V186H145ZM112 186H113V184H112ZM140 186H142L143 187V185H140ZM157 186V185H156ZM106 187V186H105ZM111 187V186H110ZM109 187V188H110ZM153 187V186H152ZM251 187V186H250ZM112 188V187H111ZM119 188H120V186H119ZM123 188V187H122ZM146 188V187H145ZM150 188V187H149ZM85 189V188H84ZM90 189V188H89ZM107 189H108V187H107ZM127 189H129V188H127ZM248 189V188H247ZM74 190V189H73ZM115 190V189H114ZM121 190V189H120ZM148 190V189H147ZM250 190V189H249ZM144 191V190H143ZM255 191V190H254ZM89 192V191H88ZM91 192H93V191H91ZM121 192V191H120ZM128 192V191H127ZM127 192H125V194L127 193ZM146 192V191H145ZM250 192V191H249ZM248 192V193H249ZM114 193H116L115 191H114ZM113 193V194H114ZM134 193V195H135V192H133ZM76 194V193H75ZM128 194H129V192H128ZM250 194V193H249ZM115 195V194H114ZM116 195H117V193H116ZM131 195H132V197H133V194H132V192H131ZM130 195V196H131ZM139 195V194H138ZM253 195V194H252ZM73 196H74V193H73ZM118 196V195H117ZM116 196V197H117ZM120 196H121V194H120ZM122 196H123V198H124V195H123V193H122ZM72 197V196H71ZM70 197V198H71ZM129 197V196H128ZM156 197H157V195H156ZM74 199H75V196L73 197ZM77 198V197H76ZM95 198V197H94ZM125 198H126V196H125ZM134 198V197H133ZM78 199V198H77ZM80 199V198H79ZM81 199H83V198H81ZM96 199V198H95ZM149 199V198H148ZM90 200H91V198H90ZM137 200V199H136ZM140 200H142V199H140ZM162 200V199H161ZM124 201V200H123ZM129 201V200H128ZM131 201V200H130ZM139 201V200H138ZM147 201V200H146ZM74 202V201H73ZM77 202V201H76ZM95 202V201H94ZM125 202V201H124ZM127 202V201H126ZM133 202V201H132ZM135 202V201H134ZM141 202L142 201H140V203L139 204H141ZM156 202H157V200H156ZM100 203V202H99ZM147 203V202H146ZM75 204V203H74ZM134 204H136V202L134 203ZM155 204V203H154ZM93 205V204H92ZM95 205V204H94ZM158 205H159V203H158ZM160 205H162L163 206V204H160ZM81 206V205H80ZM83 206V205H82ZM131 206V205H130ZM129 206V207H130ZM132 206H133V204H132ZM139 207V206H141V208H142V205H136V207ZM156 206V205H155ZM97 207H98V205H97ZM148 207V206H147ZM158 207V206H157ZM101 208V207H100ZM140 208V207H139ZM160 208V207H159ZM158 208V209H159ZM103 209V208H102ZM144 209V208H143ZM146 209V208H145ZM92 210V209H91ZM96 210V209H95ZM99 209H97L96 211H98ZM101 210V209H100ZM100 210H99V212H100ZM147 210H149V209H147ZM102 211V210H101ZM104 212V211H103ZM147 212V211H146ZM149 212V211H148ZM95 214L97 213L98 214V212H94ZM62 214H64V212L62 213ZM100 214V213H99ZM105 214H106V212H105ZM108 214H109V212H108ZM115 214V213H114ZM113 214V215H114ZM131 214H132V212H131ZM101 215V214H100ZM110 215V214H109ZM116 215H117V213H116ZM115 215V216H116ZM146 215V214H145ZM99 216V215H98ZM107 216V215H106ZM152 216H153V214H152ZM100 217V216H99ZM103 217V216H102ZM110 217V216H109ZM114 217V216H113ZM116 218L117 217H115L114 219L116 220ZM120 218V217H119ZM131 218H132V216H131ZM135 219L137 218L138 219V222L136 223V224H140L139 226H142V228H141V230H140V233L138 232V233H136L135 231H134V229H135V227H134V229H133V231L136 233V236L139 238V240H143V238H142V236L141 235H146L149 231L147 230L148 229V227H149V229H150V224H152V218L150 217V214H149V217H148V215H146V216H144V215H140L139 214V216L136 214V216L134 217ZM180 218V217H179ZM101 219V218H100ZM102 219H104V218H102ZM109 219H112V218H109ZM133 219V218H132ZM119 220V219H118ZM121 220V219H120ZM123 220V219H122ZM105 221H106V219H105ZM134 221V220H133ZM158 221V220H157ZM125 222V221H124ZM136 222V221H135ZM134 223V222H133ZM135 224V223H134ZM135 224V225H136ZM155 224V223H154ZM153 224V225H154ZM134 225V226H135ZM109 226V225H108ZM138 226V227H139ZM137 227V228H138ZM128 229V228H127ZM139 229V228H138ZM133 232V233H134ZM118 233H120V232H118ZM123 233V235L125 234L124 232H122ZM127 234V233H126ZM145 235L143 236L144 238H146L145 237ZM148 235V234H147ZM135 236V235H134ZM137 237H135V238H137ZM150 237V236H149ZM158 238V237H157ZM7 239V238H6ZM137 240V239H136ZM1 241V240H0ZM8 242V241H7ZM143 242V241H142ZM145 243H146V240H145ZM165 243V242H164ZM212 244V243H211ZM10 247V246H9ZM170 247V246H169ZM157 248V247H156ZM39 249V248H38ZM37 249V250H38ZM159 249V248H158ZM26 250V249H25ZM160 251V250H159ZM39 252H41L40 254H42L43 253V251H42V249H41V251H39ZM161 252V251H160ZM159 252L157 251V255L159 256V255H161L162 253H160V254H158ZM22 254V253H21ZM176 254V253H175ZM169 255V254H168ZM170 255H171V253H170ZM162 256V255H161ZM160 256V257H161ZM163 256H164V254H163ZM162 256V257H163ZM165 257V259H167L168 261H169V259L168 258H166V256H164ZM168 257V256H167ZM174 257V256H173ZM41 258H43V256H41ZM173 259V258H172ZM147 260V259H146ZM213 262V261H212ZM150 264V263H149Z\"/></svg>","mask_w":264,"mask_h":264}]
</instances>
